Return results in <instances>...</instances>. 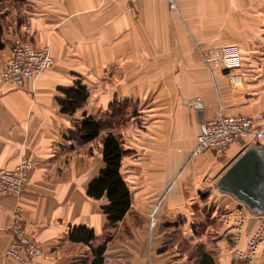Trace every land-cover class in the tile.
<instances>
[{
    "label": "crops",
    "instance_id": "obj_1",
    "mask_svg": "<svg viewBox=\"0 0 264 264\" xmlns=\"http://www.w3.org/2000/svg\"><path fill=\"white\" fill-rule=\"evenodd\" d=\"M9 1L19 5L0 13V71L21 41L47 47L53 65L19 88L0 79V168L32 163L21 195L0 197V264H19L4 255L17 207L26 234L43 250L30 264H84L90 248L68 234L83 225L97 242L105 236L106 199L86 189L105 166L106 133L122 149L130 208L109 230L102 264H194L201 251L215 264H245L239 252H247L264 213L248 211L215 181L250 141L190 154L219 110L264 127V0H174L175 9L165 0L0 4ZM77 81L86 102L72 115L61 113L62 89ZM84 114L105 127L79 144L67 136ZM256 144L264 150V137ZM241 206L250 214L235 242ZM253 258L249 264H264V250Z\"/></svg>",
    "mask_w": 264,
    "mask_h": 264
},
{
    "label": "built area",
    "instance_id": "obj_2",
    "mask_svg": "<svg viewBox=\"0 0 264 264\" xmlns=\"http://www.w3.org/2000/svg\"><path fill=\"white\" fill-rule=\"evenodd\" d=\"M171 8L175 9L174 0H165ZM53 65V58L47 47L38 48L26 41L15 42L10 56L0 71V79L9 88L22 87L26 80L33 79ZM234 84L240 85L242 77L232 75ZM264 117V113L261 117ZM264 137V127H257L255 119L249 115H226L220 110L217 114L203 123V130L196 137L195 145L190 156L194 157L205 151L223 152L232 143L248 139L256 144ZM32 167L31 161H21L12 169L0 168V197H19L25 187L27 175ZM155 210L150 213V225H156ZM249 212L244 206L235 211L233 240L240 238V233ZM10 241L4 249V255L19 264H30L43 255L41 247L31 239L22 227L21 209L17 207L11 222L8 225ZM247 252H239V259H245L249 264L253 257L264 250V223L248 240Z\"/></svg>",
    "mask_w": 264,
    "mask_h": 264
},
{
    "label": "trees",
    "instance_id": "obj_3",
    "mask_svg": "<svg viewBox=\"0 0 264 264\" xmlns=\"http://www.w3.org/2000/svg\"><path fill=\"white\" fill-rule=\"evenodd\" d=\"M62 93L63 97L58 99L60 112L68 115L83 107L88 96L86 87L80 81L63 88ZM104 127L100 120L84 114L83 119L74 126L67 138L74 139L79 144L91 142L100 136ZM101 146L105 166L88 184L86 194L94 199H106V204L102 207L107 219L105 236L101 242H97L98 238L93 230L83 225L72 227L68 234L72 242L83 243L90 248V254L85 257L84 264H102L106 242L111 239L109 230L124 218L130 208V192L120 174L122 149L119 140L113 134L106 133L101 139ZM194 264H215V261L209 253L201 251Z\"/></svg>",
    "mask_w": 264,
    "mask_h": 264
},
{
    "label": "water",
    "instance_id": "obj_4",
    "mask_svg": "<svg viewBox=\"0 0 264 264\" xmlns=\"http://www.w3.org/2000/svg\"><path fill=\"white\" fill-rule=\"evenodd\" d=\"M215 186L220 192L234 197L248 211L263 214L264 150L257 144L246 147L217 178Z\"/></svg>",
    "mask_w": 264,
    "mask_h": 264
},
{
    "label": "rangeland",
    "instance_id": "obj_5",
    "mask_svg": "<svg viewBox=\"0 0 264 264\" xmlns=\"http://www.w3.org/2000/svg\"><path fill=\"white\" fill-rule=\"evenodd\" d=\"M10 5H19V3H17V1H15V2L9 1V2H5V3L1 2L0 13H2V11H4V8H8Z\"/></svg>",
    "mask_w": 264,
    "mask_h": 264
}]
</instances>
